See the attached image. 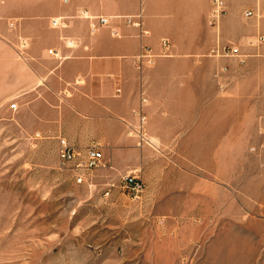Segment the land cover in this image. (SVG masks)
Returning a JSON list of instances; mask_svg holds the SVG:
<instances>
[{"label": "rangeland", "instance_id": "rangeland-1", "mask_svg": "<svg viewBox=\"0 0 264 264\" xmlns=\"http://www.w3.org/2000/svg\"><path fill=\"white\" fill-rule=\"evenodd\" d=\"M51 2L0 0V264H264V42L249 45L264 37V0L260 19L243 10L259 33L242 43L244 65L220 60L215 97L167 112L162 125H182L166 141L149 129L157 152L132 137L125 167L107 157L113 168L84 183L35 117L32 88L16 84L17 64L33 70L20 26ZM127 172L144 181L142 202L120 188Z\"/></svg>", "mask_w": 264, "mask_h": 264}, {"label": "crops", "instance_id": "crops-1", "mask_svg": "<svg viewBox=\"0 0 264 264\" xmlns=\"http://www.w3.org/2000/svg\"><path fill=\"white\" fill-rule=\"evenodd\" d=\"M226 2L220 34L209 25L211 0H53L47 7L33 5L31 19L20 26L22 36L30 40L33 70L17 64L16 84L32 88L30 106L37 119L47 121L44 127L58 146V139L66 138L85 153L99 143L106 159L125 167L123 160L132 154L124 147L133 144L128 124L137 121L140 91L149 99L148 130L166 141L182 125H162L167 112L178 106H205L206 97L208 103L210 95L215 97V72L224 63L208 56L211 48L220 39L241 45L245 52L242 43L259 33L254 23L247 26L240 18L244 9L255 8V0ZM84 13L110 22L92 32V21ZM140 14L134 21L142 23L147 35L127 22ZM53 18H62L66 27L54 28ZM62 37L77 39L78 45L67 48ZM163 39L171 42L169 56L161 55ZM143 46L159 57L153 67L140 72L134 57Z\"/></svg>", "mask_w": 264, "mask_h": 264}, {"label": "built area", "instance_id": "built-area-1", "mask_svg": "<svg viewBox=\"0 0 264 264\" xmlns=\"http://www.w3.org/2000/svg\"><path fill=\"white\" fill-rule=\"evenodd\" d=\"M256 6L253 9H248L245 11L244 15L248 19L262 17L261 2L260 0H255ZM227 13V2L226 0H211V9L209 12V25L217 30L220 29L221 20ZM84 17L92 21L91 31L95 32L99 27L108 25L110 20L106 17H93L84 13ZM141 14L137 17H128L127 22L141 28V35H147L149 32L142 28V23L140 21H134L135 19H140ZM52 26L54 28H65L66 24L62 18H53L51 20ZM63 44L67 48H74L78 45V40L71 37H62ZM264 42V37L260 34L257 37V42L254 43L250 41V46L258 47ZM163 52L161 55L169 56L171 42L168 39H163L161 41ZM30 48V40L23 36L18 38V51L20 56L24 58L25 61L29 60L28 50ZM51 55L56 56L58 59H62L55 50H50ZM210 56L219 59H232L237 61L240 65H244L249 57L247 53L242 50L241 45L235 43H222L219 39L217 44L211 48ZM158 54L149 46H143L141 51L134 57L135 64L140 72H143L147 68L153 67L156 62ZM228 70L227 66H221L216 71V77L220 78ZM120 91V90H118ZM149 105V99L143 90L140 91V100L138 107L134 110V114L137 121L134 124H128L129 134L136 139V145L138 148L142 149L145 147L151 148L157 152L155 143L153 142L152 136L149 133V117L146 112V108ZM11 108L17 109V104H12ZM41 133L37 132L33 139L41 138ZM59 156L62 166L70 165L73 170L77 171L76 174L77 181L79 183L86 182L85 173L92 172L98 168H110L111 163L107 160L103 154L102 147L99 143H95L93 146L87 149L85 153L77 150L75 147L71 146L66 138H59ZM114 186L112 184L110 189ZM120 188L126 192L133 201L142 202L146 195V185L144 181L139 178L135 172H127L121 176ZM109 189V190H110ZM110 191H107L106 195H109Z\"/></svg>", "mask_w": 264, "mask_h": 264}, {"label": "bare ground", "instance_id": "bare-ground-1", "mask_svg": "<svg viewBox=\"0 0 264 264\" xmlns=\"http://www.w3.org/2000/svg\"><path fill=\"white\" fill-rule=\"evenodd\" d=\"M153 139V138H152ZM153 142L155 143V141L153 140ZM155 147L157 148V149H159V147L157 146V144L155 143Z\"/></svg>", "mask_w": 264, "mask_h": 264}]
</instances>
